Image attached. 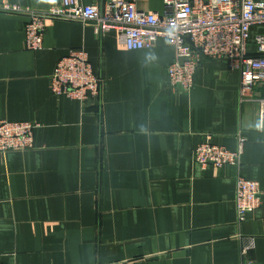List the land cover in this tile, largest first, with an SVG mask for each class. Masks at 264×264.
Returning a JSON list of instances; mask_svg holds the SVG:
<instances>
[{
    "label": "crops",
    "instance_id": "0c3cea01",
    "mask_svg": "<svg viewBox=\"0 0 264 264\" xmlns=\"http://www.w3.org/2000/svg\"><path fill=\"white\" fill-rule=\"evenodd\" d=\"M126 1L163 10V0ZM28 21L0 12V121L37 126L32 149L0 154V264H264V129L258 107L240 103L239 73L201 59L192 90L176 94L167 39L129 51L114 31L47 21L41 50L28 51ZM80 49L101 81L86 108L49 88L56 64ZM240 140L237 166L193 161L200 144L236 152ZM237 177L262 192L243 221Z\"/></svg>",
    "mask_w": 264,
    "mask_h": 264
},
{
    "label": "built area",
    "instance_id": "2783aa9c",
    "mask_svg": "<svg viewBox=\"0 0 264 264\" xmlns=\"http://www.w3.org/2000/svg\"><path fill=\"white\" fill-rule=\"evenodd\" d=\"M0 12L26 16L25 49L39 51L47 21L91 25L96 33L114 31L129 51L146 50L167 39L175 58L167 68V81L176 94L193 88V76L201 59L225 62L240 75L241 104L258 107V125L264 129V0H163L162 13L139 11L134 2L103 0L83 5L79 0L37 11L0 5ZM49 88L55 97L77 101L86 108L99 99L101 81L94 74L84 50H70L55 66ZM36 124L0 121V154L26 152L33 147ZM242 140L236 152L200 144L193 161L201 168L237 166ZM262 192L254 181L237 177L234 204L239 221L261 206ZM242 264H253L243 259Z\"/></svg>",
    "mask_w": 264,
    "mask_h": 264
}]
</instances>
